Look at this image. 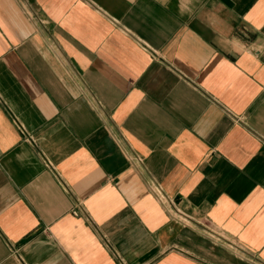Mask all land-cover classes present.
Returning a JSON list of instances; mask_svg holds the SVG:
<instances>
[{"label": "crops", "instance_id": "1", "mask_svg": "<svg viewBox=\"0 0 264 264\" xmlns=\"http://www.w3.org/2000/svg\"><path fill=\"white\" fill-rule=\"evenodd\" d=\"M0 264H264V0H0Z\"/></svg>", "mask_w": 264, "mask_h": 264}, {"label": "built area", "instance_id": "2", "mask_svg": "<svg viewBox=\"0 0 264 264\" xmlns=\"http://www.w3.org/2000/svg\"><path fill=\"white\" fill-rule=\"evenodd\" d=\"M133 159L136 162H142V158L140 156H134ZM151 188L153 193L155 194L157 200L160 202V204H162L165 207H169L171 206V200L163 193L162 189L160 188V186L158 184H156L155 182L151 183Z\"/></svg>", "mask_w": 264, "mask_h": 264}]
</instances>
